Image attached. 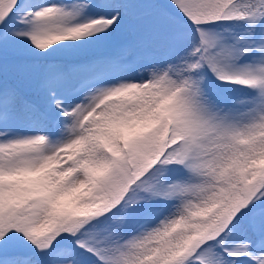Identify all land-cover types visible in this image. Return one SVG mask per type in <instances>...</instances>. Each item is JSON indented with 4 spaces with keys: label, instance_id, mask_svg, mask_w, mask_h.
Here are the masks:
<instances>
[{
    "label": "snow or ice",
    "instance_id": "6c2138e0",
    "mask_svg": "<svg viewBox=\"0 0 264 264\" xmlns=\"http://www.w3.org/2000/svg\"><path fill=\"white\" fill-rule=\"evenodd\" d=\"M0 264H264V0H0Z\"/></svg>",
    "mask_w": 264,
    "mask_h": 264
}]
</instances>
